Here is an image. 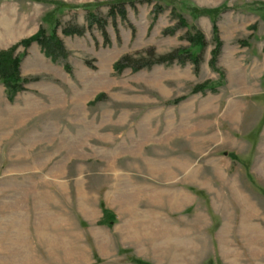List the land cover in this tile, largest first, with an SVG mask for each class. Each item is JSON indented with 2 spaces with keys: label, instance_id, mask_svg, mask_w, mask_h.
Segmentation results:
<instances>
[{
  "label": "rangeland",
  "instance_id": "obj_1",
  "mask_svg": "<svg viewBox=\"0 0 264 264\" xmlns=\"http://www.w3.org/2000/svg\"><path fill=\"white\" fill-rule=\"evenodd\" d=\"M118 1L0 0V51L43 28L56 32L67 58L20 46L14 56L24 55L28 82L12 100L0 75L9 146L0 158V264H79L75 247L61 251L72 236L63 221L75 225L72 189L61 185L84 177L106 188L113 176L116 187L155 183L167 200L177 185L189 197L161 215L163 246L145 253L151 263L264 264V0H125L126 19L111 13ZM93 18L105 22L109 42ZM75 27L85 31L65 34ZM152 49L202 52L200 68L177 60L115 70L127 55L148 65ZM205 181L211 193L198 187ZM210 195L234 219L220 258L205 222ZM133 252L96 264H133Z\"/></svg>",
  "mask_w": 264,
  "mask_h": 264
},
{
  "label": "crops",
  "instance_id": "obj_2",
  "mask_svg": "<svg viewBox=\"0 0 264 264\" xmlns=\"http://www.w3.org/2000/svg\"><path fill=\"white\" fill-rule=\"evenodd\" d=\"M26 138L29 141L31 136L28 135ZM4 140V135L0 134V158L9 157V152L6 154L3 151L7 146L3 143ZM6 148L9 149V146ZM27 157L31 158L30 152L27 153ZM29 175L30 173L26 172L25 179H30ZM191 179L197 181L195 175L191 176ZM111 180L113 181L107 180L106 188L95 185L93 182L90 183L84 177L76 178V186L68 182L61 185L63 188L72 189L70 202L74 203L75 214V225L72 222L68 223L72 220L63 221L65 223L62 226L63 230L71 231L72 236L69 237L66 234L67 238L61 239L60 245L61 248L63 247L61 251L63 252L65 247L71 249L75 247L76 251L74 252L78 255L81 253L79 264H96L106 260L109 262V260L114 261L116 256L124 257V255L126 260H129L130 254L125 251L130 250L134 251L135 258L146 259L144 257L146 252L151 254L153 251L155 252L154 247L163 246V237L165 236L163 229L165 227L160 218L164 211L178 212L184 209L189 202L186 191L180 192L182 188L177 185L176 192H172L171 198L165 200L162 189L158 193L159 186L155 183H129L126 186L116 187L114 176ZM22 182V184L26 183ZM198 187L208 190L209 193L214 190L213 184L207 181ZM213 199L211 195L204 199L209 221H207V217H204V220L206 219V228L209 227V231L214 226L213 232H210L214 243L213 253L220 258L225 252L224 249L222 250V247H225L221 241L222 234L227 231L234 219H228V216L224 215L223 211L214 204ZM103 204L112 212L110 219L115 220L113 226L100 225L103 219ZM194 204L195 201L192 206ZM216 223H219V226L215 227ZM74 229L76 230L75 236L72 232ZM233 231L229 235L231 234L234 240L236 236L233 238L235 234ZM167 235L169 234L167 233ZM121 250H124V253ZM212 260L215 262L217 259L212 258Z\"/></svg>",
  "mask_w": 264,
  "mask_h": 264
},
{
  "label": "trees",
  "instance_id": "obj_3",
  "mask_svg": "<svg viewBox=\"0 0 264 264\" xmlns=\"http://www.w3.org/2000/svg\"><path fill=\"white\" fill-rule=\"evenodd\" d=\"M126 3L127 2L125 0L113 3V6L111 8V13H113L116 10H119L120 14H122L121 17L126 19V14H127ZM88 6L89 5L84 6V7H88ZM211 12L212 11H210V13ZM53 17L54 15H52V13H48V15L45 17V21L51 24L54 21ZM91 24H92L91 26H93V24H96L98 28L103 32L106 41L109 42L107 33L105 31V22L102 21V19L100 18H93ZM84 31H85V28L80 29L78 27H75V28L65 29L64 32L67 35H74V34L81 35L83 34ZM33 43H38L39 45H41L45 54L48 57L52 58L54 61H56L60 57L67 59L66 55H64L66 54V52H65L63 43L58 38L56 32L54 31L50 36H46V31L43 28H41L39 32L35 34L34 36L28 39H25L21 41L20 43H18L17 45L13 46L10 50L0 51V75L3 78L4 82L6 83L7 87L11 89V93L9 92L11 95V100H12V97L14 98V96L19 92L20 89H24V83L28 82L27 79H23V77L21 76V72H20V63L24 55H22V57L14 56V53L20 46H23L24 48L27 49ZM150 53H151L150 58H153V61L149 63L148 65L138 66L136 65L137 61L133 60L132 56L127 55L116 63L115 70L120 72L126 68H131L134 71H138L142 68L150 69L154 65L172 64L177 60H181L182 63H185L186 61L193 62V64L196 66V69L198 71L200 68L201 61H202L201 60L202 52L194 54L192 53V51H190V49L189 50L179 49V50L173 51L172 53H169L166 55H160V56H157L155 54V50L153 49L151 50ZM183 57L187 59L184 60ZM87 64L91 66L90 62H87ZM65 69L68 72H71V67L69 66V64L65 65ZM111 215L112 213L109 210L104 208V219L101 223H105L109 226H113V224L115 223V220L110 219ZM133 263L134 264H153L151 262L144 261V260L137 259V258H133Z\"/></svg>",
  "mask_w": 264,
  "mask_h": 264
}]
</instances>
